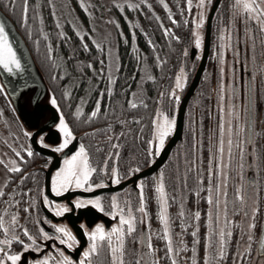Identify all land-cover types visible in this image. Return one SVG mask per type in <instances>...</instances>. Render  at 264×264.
I'll return each instance as SVG.
<instances>
[{"label": "snow or ice", "instance_id": "snow-or-ice-1", "mask_svg": "<svg viewBox=\"0 0 264 264\" xmlns=\"http://www.w3.org/2000/svg\"><path fill=\"white\" fill-rule=\"evenodd\" d=\"M46 2L57 29L55 43L50 31L45 30L43 5L39 0L31 6L29 0H20L19 5L17 0H3L4 7L18 15V22L29 39H33V25H36L34 46L39 53L41 44L44 45L42 65L50 84L41 95L29 97L27 109L21 108V97L36 81L26 70L22 53L14 45L5 20L0 19V97L11 112L10 118L3 119L5 108L0 107V119H3L0 125L3 128L0 134V264H264V220L258 224L257 219L262 213L260 201L264 191L261 187L264 184L261 179L264 127H257V69L252 67L248 75L247 62L249 51L255 61L257 34L264 36V0H183V3L176 0L180 19L168 0H158L170 26L156 13L150 0H112V6L120 13L131 10L147 15L150 11L149 19L158 23L163 35L169 38V46L172 40H182L174 30L176 27L183 26L188 33V42L181 53L183 59L168 71V82L159 84L164 78L168 57L161 58L156 51L157 44L149 37L147 44L153 50L154 64L148 63L147 54L141 63L133 30L131 51L137 60V72L130 77L132 83L125 79L119 91L117 85L123 68L119 49L113 45L110 33L99 38L95 34V9L102 10V6L92 4L91 0H77L88 17L85 24L73 15L75 9L69 4L60 5L67 10L65 13L58 12L55 0ZM124 18L130 27H139L148 37L138 20L134 23L127 14ZM65 23L78 39V47L71 46ZM106 23L113 24L124 43H129L119 20L109 17ZM206 26L213 35L212 58L218 61L217 131L210 133L205 161L203 124L200 125L201 139L197 141L195 121L185 122L186 130L192 125L193 150L199 144L201 152L198 157L193 155L185 171L183 188L187 192L174 195L168 189L164 166L159 165L157 171H152V167L157 165L177 131L182 93L188 86L190 73L202 58ZM61 43L70 47L67 54L58 53ZM260 43L264 44V39ZM241 44L246 53L242 65L246 77L242 108L236 75V65L241 63ZM189 47L194 49L190 67ZM229 50L233 56L230 65ZM153 68L161 70L159 78L153 74ZM226 68L231 72L227 83ZM85 69L91 70V74ZM202 79L208 80L207 69ZM85 80V94L77 96L74 89L81 87ZM149 81L156 86L154 95H150ZM94 123H101L103 127H94ZM81 128L86 130L78 134ZM101 132L105 133L102 140L97 138ZM86 138L92 143L86 142ZM129 138L142 141L144 147L139 159L130 154L122 166L121 151ZM94 152L103 155L94 158ZM37 157L44 160L42 166L34 164ZM189 172L195 176L191 188L188 187ZM111 185L122 186L109 191L107 196L94 193L65 197L74 190L93 193ZM187 193L196 197L195 208L186 206ZM200 200L208 205L207 212L203 213L202 235ZM150 202L155 205L157 229L151 225ZM173 205L177 208L175 213L170 211ZM89 206L113 222L106 226L103 220L81 221L78 227L80 236L85 238L82 243L67 222H57L55 218L63 217L73 208ZM236 216L242 218L237 220ZM189 228L190 243L184 238ZM153 236L162 244H155Z\"/></svg>", "mask_w": 264, "mask_h": 264}, {"label": "rangeland", "instance_id": "rangeland-1", "mask_svg": "<svg viewBox=\"0 0 264 264\" xmlns=\"http://www.w3.org/2000/svg\"><path fill=\"white\" fill-rule=\"evenodd\" d=\"M55 2L57 4L58 12L64 11L66 13L67 10L61 9L60 5L67 3L72 8L75 9V12L73 13V15L76 16L81 21L85 20L84 22H86L85 24H87L88 17L83 12V10H81L79 8L77 0H55ZM91 2L94 5L102 6V10H101V8L95 9L94 24H95V27L97 29V32L95 33L96 36L99 38L105 34L110 33V39H111L114 46H117V40H118L119 35H118V32H117V30L113 24L106 23L108 18L109 17H115V19L119 20L120 26L123 29V31H124V26L128 25V22L124 18L125 14H127L129 19H131L132 21H134V22L137 20L139 21V18H137V14L135 12H132L131 10H126V13H120L118 11V9H116L115 7L112 6V0H91ZM121 2H123V0H121ZM139 23H141V22H139ZM64 25H67V23H65ZM129 29H130V34H131L133 31V28L130 27ZM262 39H264V36H262L258 33L257 37H256V48H255V52H254L255 53V61H253L251 57H250V59L247 58L248 65H250L251 69H252V67H255L257 69V73H259V71H260V73H264V68L261 67L262 64H264V44L260 43V41ZM187 42H188V40L186 39L184 46L187 44ZM17 48L22 53V58L27 65L26 70L28 71V73L33 78H35V81H36V83L32 85V89L25 92L24 95L21 97V100H20L21 108L27 109L30 106L29 105V97L41 95L46 90L45 89L46 85H45L41 75L39 74L35 64L33 63L27 49L25 47H23L21 44H18ZM193 50L194 49L192 47H189V59H188L189 67L191 66V63H192V57H193L192 52H193ZM204 52L202 50V58L199 61H197V67H196L195 71L193 73H190V75H189V83H188L187 88L182 93V99L186 96L187 93H189V90L191 89V87L193 86V84L195 82V78H196L198 69L200 67V63L204 57ZM181 53H182V50H181ZM229 53H230V51H229ZM227 54H228V52H227ZM182 59H183L182 54H180L179 62ZM179 62H178V64H179ZM141 63H143V57L142 56H141ZM178 64H177V66H178ZM237 67H238V65H237ZM205 69H207L206 64H205V66L202 70V73L199 76V78H198L196 84L194 85V88H193V90H192V92H191V94L187 100V104H186V107L184 110L185 119L183 120V128H182V132H181V137L174 141L175 135H173V137L169 141V144L166 147L164 153H166L168 150L169 151L166 155L165 160L161 163V165H163L165 168V178H166V182L168 184V189L174 195H179L180 191L187 192V189L183 188V179H184L185 171L190 166V162L192 160L193 155L198 157L200 155V152H201L199 144H197V148L195 151L192 148V142L193 141H192V133L190 130L192 125L189 124L188 129L186 130V128H185V122L186 121H189V120L195 121L197 141H200V139H201L200 125H201V123L203 124V141H202L203 142V149H202V152H203V157H204L205 161L207 160V157H208L209 137H210V133L214 132V128L212 130V123L208 122L209 129H207L206 128V122H205L204 118H205V116H207L206 114L208 113V110L212 104H214L213 106H214L215 110L217 109V105H218L217 96H213V94L216 93V88H217L214 84L216 82V80L212 79V81H211V73H213V72L218 73V61L212 58L211 67L207 70V74H208V80L207 81H204L202 79L203 76L205 75ZM140 74H142V73H140ZM208 90H211V91L209 93H207ZM206 94L208 95V97H206ZM0 107H4V104H3V101L1 98H0ZM241 107H242V105H241ZM10 117H11V112L7 111L5 109V114H4L3 119L10 118ZM201 117H203V120H201ZM3 119H0V125H2ZM2 132H3V128L0 127V134H2ZM182 136H183V142H180ZM213 139H214V137H213ZM45 151H47V150H45ZM124 151H125L128 159H129L130 154L137 156V158L139 159L140 158L139 153H141L143 151V147L135 146V145L131 144L129 142V140L127 139L126 143L123 147V152ZM164 153H162V155ZM162 155H161V157H162ZM123 159H124V157H122V160H120V163L122 166L126 164V162L123 161ZM55 163H56V161L53 160V164H55ZM206 167H207V165L205 163L204 168L206 169ZM157 170H158V167H157L156 171ZM45 175H46V173L41 176L42 180L44 179ZM205 175H206V173H205ZM194 182H195L194 172H189L188 173V187L193 186ZM123 183H126V182H122V184ZM205 183H206V181H205ZM121 186L122 185H111L108 189L93 190V193H87L84 190H74L73 192L65 194V197L67 199H71V197L73 195H91L94 193H104L105 196H107L109 191H116ZM231 190H232V184L230 181L229 191L231 192ZM187 194L189 195L190 193H187ZM202 195H203V193H202ZM133 199L135 200V194H133ZM193 200L196 201V198ZM187 204H188V206H187L188 208H195V206H196L195 202H194V204H191L192 205L191 206L189 199L186 201V205ZM199 207L202 210V217L201 218H203L205 220V216L203 215V213L207 212V207H208L207 202L205 200H203L201 203H199ZM149 209L153 213L152 218H151L152 228L157 229L159 225H158V221L155 218V205H154V203H151V202L149 203ZM170 211L175 213L177 211L176 206L173 205L172 208L170 209ZM240 218H242V217L240 216ZM55 219L57 220V222H62V221L67 222L69 224V226L73 229V231L77 233L78 236H80V232H81V230L78 227V225L81 221H84L86 223H93L96 220H103L105 222L106 226H108L111 222H113L110 220V218L106 217L103 213H99L98 210L93 209L91 206H89L88 208L79 209V210L73 208V210L70 211L69 213H65L63 217L55 218ZM74 221L76 222V224L73 223ZM176 223L178 224V220L176 221ZM190 230L191 229L189 228L188 232L185 234V237H184L188 242L192 239V237L190 236ZM177 231H179L178 228H177ZM204 231H205V227H204V225L201 224V229H200L201 235L204 233ZM78 232H79V234H78ZM80 238H81V241L83 243L85 238L82 236H80ZM153 242L155 244H162V241H159L155 236H153Z\"/></svg>", "mask_w": 264, "mask_h": 264}, {"label": "trees", "instance_id": "trees-1", "mask_svg": "<svg viewBox=\"0 0 264 264\" xmlns=\"http://www.w3.org/2000/svg\"><path fill=\"white\" fill-rule=\"evenodd\" d=\"M36 2H37V0H29L30 6L34 5ZM39 2L43 5L42 10H43V14H44L45 30L50 31L52 40L55 43V41L57 39V37L55 35L57 29L55 28L53 18L49 14L50 9L47 6L46 0H39ZM150 2L153 3V7H154L156 13L159 14L164 19L165 24L170 26V22L167 20L166 13L163 10L162 6L158 3V0H150ZM168 2L170 4V6H172L173 13L176 15L177 19H180L179 13L177 12V9L175 7L176 0H168ZM181 2L183 3V0H181ZM19 3H20V0H17L18 5H19ZM0 11L4 15H6V17L13 24L15 30L17 31L20 38L22 39V41L26 45V47L29 51V54H30L33 62L35 63L45 85H49L50 81L48 79V73L44 70L43 65H42V60H43L44 51H45L44 45H43V43L41 44V48H40L39 53L35 50V46H34V39H35V35H36V25L35 24L33 25V28H34L33 39H29L26 32H25V29L18 22V15L13 14L12 12L9 11V9L5 8L3 5V0H0ZM136 14H137V18H139V22H141L140 24L148 32V37H146L140 32L139 27L133 28V30L136 32V44L140 50V55L143 57L145 54H147L148 55V63L150 65L154 64L153 50L147 44V39L149 37L151 39H153V41L157 44L156 51L159 52L161 58L163 59L165 56L168 57V61L164 65V78H163V80H159V84H166L168 82L167 73L169 70H173L174 67L177 66V64L180 60L181 50L183 49V46L186 42L188 33L183 28V26L176 27L174 30L176 31V33L178 35H180L182 37V40L180 42L172 40V44H171V46H169V44H168L169 38H167L163 35L162 30L158 26V23L154 19H149V17L151 16L150 11H147V15H145L144 13H136ZM30 23H33V22L30 20ZM129 28H130L129 25L124 26V33H125V36L128 38L129 43L125 44L124 39L122 37H119V36H118V40H117V47L119 49L121 61L123 63V68L121 69V74H120L121 78H120V81L117 85V91H119V87H120V85H122L124 83L125 79H128L129 83H132L130 77L132 76L133 72H137V68H136L137 60L135 58V54L131 51L132 44H131V34H130ZM64 29H65V31H67L69 33V36L71 37V42H70L71 46L78 47L79 41L76 38L74 32L71 30L70 25H68V24L64 25ZM211 50H212V48H211ZM69 51H70L69 46H66L63 43L60 44L59 49H58V53L67 54ZM84 55H87V58H92L91 55H88V54H84ZM84 55H82L81 58H84ZM211 64H212V53H210V48H209V53H208V57L206 60L207 70L211 67ZM98 66L99 65L97 64V67ZM85 71H87L89 73V75L91 74V70L85 69ZM153 74L157 75V77L159 78V76L161 74V70L159 68H153ZM74 75L78 77L79 73H74ZM138 75H140V73H138ZM86 83H87V81L85 80L81 83V87L74 89V92L76 93L77 96L85 94L84 85ZM148 86L152 89V91L150 92V95H154L155 91H156V86L153 85L150 81L148 82ZM133 87H135V84H133ZM94 95H95V93H93V96ZM0 98L3 101L5 109L7 111H10L7 108V106L5 105L3 97H0ZM89 103H91V100H89ZM105 103H107V100H105ZM86 110H87V107H86ZM145 115H146V113H145ZM69 119H71V116H69ZM93 126L97 127V128L103 127V125L101 123H94ZM85 130L86 129H83V128L79 129L78 134H79V132H82ZM104 135H105V133L101 132L97 138L102 140ZM128 140L131 144H133L135 146L144 147L142 141H136V140L131 139V138H129ZM86 142L92 143L87 138H86ZM107 150H108L107 147H105L104 152H107ZM93 155H94V157H99V156H102L103 153H95L94 152ZM43 163H44V160L41 157H37L34 161V164L38 167L41 166ZM28 167H32V164H29Z\"/></svg>", "mask_w": 264, "mask_h": 264}, {"label": "flooded vegetation", "instance_id": "flooded-vegetation-1", "mask_svg": "<svg viewBox=\"0 0 264 264\" xmlns=\"http://www.w3.org/2000/svg\"><path fill=\"white\" fill-rule=\"evenodd\" d=\"M242 35L243 34L241 32V36ZM210 39H211V41H210V53H212L211 45L213 43V35H212L211 28H210ZM229 51H230V53H229ZM229 51H228V54H227V60H228V63L230 65L231 62H232L233 56H232L231 50H229ZM245 55H246V53L244 51V46H243V44H241L240 45V56L241 57H239L241 63L237 64L238 67L236 65V68H237L236 75L238 77L237 85H238V89H239V103L242 106H243V81L246 78L244 70L242 68V65H243V63L245 61ZM251 55H253V53H251L249 51L247 53V58L248 59H250V57L252 58ZM254 55H255V53H254ZM262 66H264V64H262ZM218 75H219V73H216V72L211 73V81H212V79L216 80V82L214 83L216 87H217ZM248 75H251V67H250V65H249V73H248ZM230 78H231L230 69L226 68V83L230 80ZM256 84H257V92H258V96H259V99H258V111H257V127L259 128V127H264V73H260V71H259V73H256ZM210 91L211 90H208L207 93H209ZM213 96H217V91H216V93L213 94ZM206 97H208L207 94H206ZM213 105L214 104H212L210 106V108L208 110V113L206 114L207 116H205L206 119L204 118V120L206 122V128L209 129L208 122L209 123L211 122L212 123V130L214 128V132H216L217 131V125H218L219 111H218V107L215 110ZM209 113H211V114H209ZM184 119H185V117H184ZM226 119H227V110H226ZM241 119L243 120V113H241ZM180 142H183V136H182ZM257 143H260V141H257ZM122 157H124L123 161H125L127 163L128 158H127V155H126L125 151L123 152V148H122V151H121V160H122ZM95 158H98V157H95ZM246 174L247 175H252L251 172H248ZM261 179L264 180V173H262ZM191 187H189V188H191ZM261 187L264 188V184H262ZM188 196H189V200H190V205L194 204L195 200H193V199H195L196 197L193 194H191V193ZM202 201L203 200H201L199 203H201ZM260 203H261L262 213L257 218L258 219V224H259V222L261 220H263V215H264V191L261 192V201H260ZM186 206H188V204ZM236 219L239 220L241 218H240V216H236ZM201 222H202L201 224L204 225V219L203 218H201ZM73 223L76 224L75 221ZM257 232H259V228L257 229ZM235 235H238V232ZM189 242H191V240ZM234 245H235V240H233V247H234Z\"/></svg>", "mask_w": 264, "mask_h": 264}, {"label": "water", "instance_id": "water-1", "mask_svg": "<svg viewBox=\"0 0 264 264\" xmlns=\"http://www.w3.org/2000/svg\"><path fill=\"white\" fill-rule=\"evenodd\" d=\"M213 15V14H212ZM0 19H4L5 22H6V25H7V28L10 30L11 32V35L13 37V42H14V45L17 46L18 44H21L23 47H26V45L24 44V42L22 41V39L20 38L19 34L17 33V31L15 30L13 24L11 23V21L6 17V15H4L1 11H0ZM209 43H210V28H207L206 26V33H205V46L203 48V52H204V57L200 63V67L198 69V72H197V75H196V78H195V82L193 84V86L191 87V89L189 90V93L186 94V96L182 99V103L180 105V111L178 113V122H177V131L176 133L174 134L175 135V139H178L181 137V132H182V128H183V120H184V110H185V107H186V104H187V100L194 88V85L196 84L199 76L201 75L202 73V70L206 64V60H207V57H208V52H209ZM28 51V49H27ZM194 52V50H193ZM193 52H192V56H193ZM29 53V51H28ZM31 57V56H30ZM32 59V58H31ZM33 61V60H32ZM34 63V62H33ZM35 64V63H34ZM36 66V65H35ZM37 68V67H36ZM38 70V69H37ZM39 72V71H38ZM40 74V73H39ZM173 137V136H172ZM172 139V138H171ZM169 151V150H168ZM168 151L166 153H164L162 155V157H160L158 160H157V165H154L152 167V171H156L157 167L159 165H161V163L165 160L166 158V155L168 153ZM145 174H147V170H145ZM127 183V182H126ZM263 220H264V215H263ZM79 234V232H78Z\"/></svg>", "mask_w": 264, "mask_h": 264}]
</instances>
